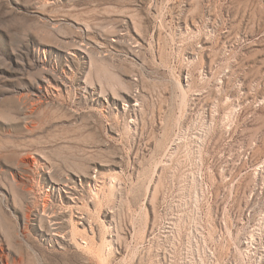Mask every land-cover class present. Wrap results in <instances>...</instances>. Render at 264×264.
I'll return each mask as SVG.
<instances>
[{
	"label": "rangeland",
	"instance_id": "1",
	"mask_svg": "<svg viewBox=\"0 0 264 264\" xmlns=\"http://www.w3.org/2000/svg\"><path fill=\"white\" fill-rule=\"evenodd\" d=\"M0 264H264V0H0Z\"/></svg>",
	"mask_w": 264,
	"mask_h": 264
}]
</instances>
